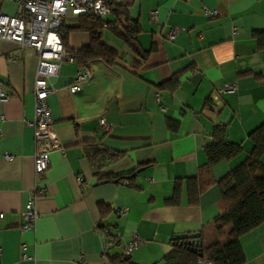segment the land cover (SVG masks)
Returning <instances> with one entry per match:
<instances>
[{
  "label": "crops",
  "instance_id": "obj_1",
  "mask_svg": "<svg viewBox=\"0 0 264 264\" xmlns=\"http://www.w3.org/2000/svg\"><path fill=\"white\" fill-rule=\"evenodd\" d=\"M116 2L138 20L136 40L145 57L134 65L138 57L104 31L102 40L118 50L119 65L98 59L88 66L60 63L47 97L60 147L48 154L40 175L34 172L32 124L37 54L0 40V86L9 94L0 100V264H114L111 259L163 264L174 235L199 233L224 212L216 182L244 159L252 146L248 134L264 123V52L251 38L252 30H264V0ZM16 12L14 3L2 2L0 14ZM76 24L77 18L67 15L58 30L72 50L89 43L88 33L66 30ZM171 28L179 33L170 40ZM80 67H87L90 77L70 93L67 87ZM175 75L179 82L171 88ZM227 83H235V91L220 93ZM167 120L177 123L175 131H169ZM216 128H223V138L240 144L242 152L204 172V150ZM90 142L123 153L103 174L139 167L132 186L97 180L84 156ZM195 176L212 183L190 203L186 180ZM176 181L178 203L168 204ZM42 188L43 194L33 198L38 217L21 230V211L31 191ZM98 203L110 207L103 218ZM99 225L112 235L105 252ZM131 235L144 244L125 258L122 248ZM239 242L244 264H264V224Z\"/></svg>",
  "mask_w": 264,
  "mask_h": 264
},
{
  "label": "trees",
  "instance_id": "obj_2",
  "mask_svg": "<svg viewBox=\"0 0 264 264\" xmlns=\"http://www.w3.org/2000/svg\"><path fill=\"white\" fill-rule=\"evenodd\" d=\"M2 2H0L1 6ZM109 12L102 16H92L82 13L77 16V24L67 27L66 30H79L88 33V45L77 49H69L66 38L60 36L66 50L73 56L80 66H88L93 59H98L106 66L119 65L120 56L118 50L102 40L104 31L118 39L130 49L138 59H134V65H138L140 59L145 57L139 47L136 35L140 31L137 19L131 18L125 5L115 3L108 5ZM60 29V28H59ZM58 29V30H59ZM251 38L255 41L259 51L264 52V30L254 29ZM179 76L175 75L169 80L171 88L176 87ZM158 86V85H157ZM166 126L169 131H175L177 123L167 120ZM214 140L205 147L206 162L202 171L207 172L211 167L222 160H231L242 152L240 144L231 143L223 138V128H216ZM251 142V150L244 159L216 183L223 199L225 210L212 223L199 231L197 240H173V248L163 257V264H196L198 258L206 259L214 264H244L245 258L239 242L241 235L264 224V123L260 124L248 134ZM84 156L99 181L109 178L116 182H124L132 186L134 179L140 170L136 167L128 173L110 175L103 174V170L117 162L123 153L103 147L100 143L90 142L84 147ZM209 179L203 181L199 176L186 180L188 199L190 203L197 201L199 194L210 184ZM180 182L174 184L173 194L166 199L168 204H177ZM101 218L108 212L110 207L103 203L97 205ZM112 235H109L107 242ZM197 243V251L192 249ZM116 263V259H111Z\"/></svg>",
  "mask_w": 264,
  "mask_h": 264
},
{
  "label": "built area",
  "instance_id": "obj_3",
  "mask_svg": "<svg viewBox=\"0 0 264 264\" xmlns=\"http://www.w3.org/2000/svg\"><path fill=\"white\" fill-rule=\"evenodd\" d=\"M114 0H0V2H12L17 6L15 15L8 16L0 14V40L11 42L17 48H30L37 54V70L34 82V120L36 152L34 154V172L36 175L42 174L48 164V154L60 147L59 142L53 131L54 122L51 117L50 109L47 103V97L52 90L49 83L51 76L55 75L62 61H75L73 56L66 50L62 39L58 33L64 19L67 15L79 16L82 13H89L92 16L99 17L109 12L108 5ZM210 14L208 9L204 10ZM151 17H155L154 11H151ZM179 29L171 28L167 32V38L173 39ZM17 56L12 58L16 61ZM90 77V71L87 67H80L74 77V81L68 85L70 93L81 89V85L86 83ZM236 89L235 83H227L219 87L220 93H231ZM8 92L0 86V100L8 98ZM100 126L107 129L103 120L99 122ZM5 158H8L6 155ZM126 181L124 182V184ZM44 189H34L30 193L23 210L21 211V230L31 228L37 217V211L33 198L43 194ZM120 212L124 213L125 210ZM104 240L102 251L105 252L109 246L107 239L111 235L108 226L99 225ZM144 241L137 235H131L122 248V257L128 258ZM22 257H25L22 255ZM79 264H83L82 261ZM196 264H214L206 259L198 258Z\"/></svg>",
  "mask_w": 264,
  "mask_h": 264
},
{
  "label": "water",
  "instance_id": "obj_4",
  "mask_svg": "<svg viewBox=\"0 0 264 264\" xmlns=\"http://www.w3.org/2000/svg\"><path fill=\"white\" fill-rule=\"evenodd\" d=\"M199 233H191V234H176L174 235V239L175 240H186V239H192V240H197L199 238ZM200 246V243H197L192 249L194 250V252H196L198 249L197 247Z\"/></svg>",
  "mask_w": 264,
  "mask_h": 264
}]
</instances>
